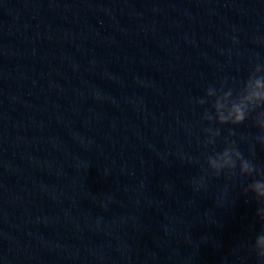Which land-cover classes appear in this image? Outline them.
I'll return each mask as SVG.
<instances>
[{
    "label": "water",
    "instance_id": "95a60500",
    "mask_svg": "<svg viewBox=\"0 0 264 264\" xmlns=\"http://www.w3.org/2000/svg\"><path fill=\"white\" fill-rule=\"evenodd\" d=\"M257 62L264 0H0V264H260L252 177L190 184L230 128L264 168L193 103Z\"/></svg>",
    "mask_w": 264,
    "mask_h": 264
},
{
    "label": "clouds",
    "instance_id": "9594fccd",
    "mask_svg": "<svg viewBox=\"0 0 264 264\" xmlns=\"http://www.w3.org/2000/svg\"><path fill=\"white\" fill-rule=\"evenodd\" d=\"M193 103L203 108L200 121L208 124L203 128L204 148L214 146L221 137L222 127L216 125L238 126L246 120L259 129L255 140L264 147V63H255L247 79L240 81L238 85L228 86L226 80L221 82L219 87L209 85L204 96L196 98ZM233 136L235 131L230 128L228 137L223 140L224 147L221 150L213 151L211 154L202 153L204 155L202 174L193 177L190 184L193 191L198 192L201 189L206 190V182L209 178L219 177L222 174L228 179L237 175L252 177L251 182L243 188V194L252 193V198L258 205L256 216L261 221V229L251 242L250 250L255 253L260 264H264V168H258L251 159L245 157L237 141L229 139ZM246 139L247 137H241V140ZM249 154L254 156L255 144L249 145ZM188 162L200 163L199 160L192 158H189Z\"/></svg>",
    "mask_w": 264,
    "mask_h": 264
}]
</instances>
